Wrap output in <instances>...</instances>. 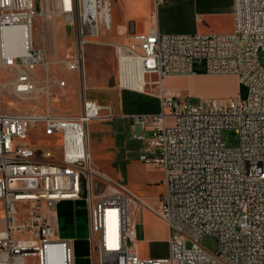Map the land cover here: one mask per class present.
<instances>
[{"label":"built area","instance_id":"1","mask_svg":"<svg viewBox=\"0 0 264 264\" xmlns=\"http://www.w3.org/2000/svg\"><path fill=\"white\" fill-rule=\"evenodd\" d=\"M69 3L68 10L57 11L73 30L72 50L63 61L80 75L87 36L111 27L110 0ZM37 14L35 0H0V71L11 93L37 99L27 112L0 109V264H74V238L57 235L55 207L78 199L87 210L90 264H264V0H232L233 28L227 32L154 27L112 43L120 84L135 89L138 79L123 68L132 61L141 87L154 88L150 93L159 101L155 112L127 115L142 130L134 133L147 153L140 158L163 173L154 205L102 172L90 156L88 123L114 118L109 104L83 93L77 113L49 106L52 85L66 80L50 75L43 49L34 44ZM13 32L19 44L12 46ZM197 68L236 75L244 94L182 96L162 84L165 76ZM224 129L237 134L234 146L223 142ZM140 208L168 226L166 256L139 255ZM204 235L217 239L215 251L199 243Z\"/></svg>","mask_w":264,"mask_h":264},{"label":"rangeland","instance_id":"2","mask_svg":"<svg viewBox=\"0 0 264 264\" xmlns=\"http://www.w3.org/2000/svg\"><path fill=\"white\" fill-rule=\"evenodd\" d=\"M35 5L38 14L33 26L34 44L43 49L50 75L66 80V84L63 86L52 85L48 98L49 106L58 112L77 113L80 109V97L84 93L100 103L109 104L113 114L118 115L117 101L123 87L119 85L117 79V62L113 46H111L113 39L109 36V30L99 36H87L83 72L78 76L77 71L64 67L63 60L67 55H70L72 50L73 30L66 23L63 15L57 14L59 8L62 9L59 0H35ZM88 48L93 49L90 61L86 65L85 56ZM36 73L42 75L44 72L37 68ZM162 84L182 96L190 94L192 96L201 95L203 98L227 97L235 95L237 91L241 95L245 92L244 88L237 86V77L233 74L196 77L176 75L173 78H166ZM8 87L7 78L4 71L1 70L0 109L18 112H27L33 109L37 100L35 97L22 99L11 93ZM145 91L154 93L155 90L146 88ZM140 100V106L145 110L151 111L159 108L158 104L145 101L143 97H140ZM191 101L194 103L197 102V99L192 98ZM166 113H168L167 109ZM106 126L113 129L110 142H102L100 139V132ZM109 127H106L107 130ZM106 128L105 132L107 133ZM97 129L98 140L96 138ZM139 132L142 130L138 124L132 127L127 120H122L120 117H115L112 120H98V122L94 120L88 123L89 146L98 163L97 167L111 178L126 185L136 196L153 202L158 196L156 191L160 184L159 182L149 184L148 181L159 176L161 171L153 163H147L140 158L141 155H147V153L143 152L142 141L134 137V133ZM144 132L148 133L149 131L147 129ZM107 135L110 137V132ZM237 138V134L231 129L222 131V140L227 146H234L237 143ZM2 208L3 205L0 201V228L3 226ZM63 213L65 218L71 217L72 221L60 219L57 224V235L63 236L65 233L77 235L73 240L74 264H90L86 239L87 210L85 200L82 199L73 207H65ZM199 243L210 251H215L217 248V239L212 235L202 236Z\"/></svg>","mask_w":264,"mask_h":264},{"label":"crops","instance_id":"3","mask_svg":"<svg viewBox=\"0 0 264 264\" xmlns=\"http://www.w3.org/2000/svg\"><path fill=\"white\" fill-rule=\"evenodd\" d=\"M110 22L111 27L109 29V36L113 39L112 43H120L127 41L132 33L146 32L151 28H156L160 32H175V33H214V32H227L233 28V16H232V0H110L109 4ZM111 43V46H112ZM95 48V47H94ZM85 49V46H84ZM93 48L86 49V65H88L91 58V50ZM114 49V47H113ZM98 50V49H97ZM98 52V51H97ZM115 52V50H114ZM116 56V53H115ZM85 62V61H84ZM117 62V79L119 82V65L118 58ZM85 66V65H84ZM89 68V66H88ZM87 68V69H88ZM124 70L131 68L133 74L136 76V82L133 87L127 85H119L123 87V91L120 92L119 100L117 101L118 115L122 120H127L130 123L128 114L140 113V112H155V110H145L140 106V97H143L145 101H151L154 104H158L157 97L150 92L145 91L149 86L141 87L139 77L141 76L140 71L136 64L132 61H125L123 63ZM201 69V68H197ZM89 74V69H88ZM209 76L212 74L194 73L188 75L189 77L196 76ZM79 76V74H78ZM156 79L155 75L148 76L145 74L146 79ZM173 75H168L163 78H173ZM152 79V80H154ZM73 82V81H72ZM237 86L239 84L237 82ZM240 88V87H239ZM86 96V95H85ZM94 99L92 97L86 96ZM96 100V99H94ZM98 101V100H96ZM113 119V118H112ZM111 119V120H112ZM94 121V120H92ZM98 122V120H95ZM109 127V126H106ZM105 127V128H106ZM105 128L100 132V139L102 142H110L112 139V131L110 127V137L108 132H105ZM88 130V126H87ZM97 140H98V129H97ZM88 150L93 162L98 166L95 161L93 154L91 153L89 146L88 136ZM161 174L157 176L150 183H158L160 187L158 189V196L153 202H149L146 199L145 202L149 205L156 204L157 199L163 191V173L160 169ZM128 188V187H127ZM129 189V188H128ZM130 190V189H129ZM82 199L78 200H60L56 203L55 213L57 217V224L60 219L70 220L65 218L63 210L67 206L73 207L76 203L81 202ZM63 209V210H62ZM137 220V249L138 253L142 257H164L168 254V236L169 228L166 223L161 220L158 216L152 213L148 208H140L136 212ZM58 234V231H57ZM61 236V235H60ZM77 236V235H76ZM73 233H65L61 237H73L76 238Z\"/></svg>","mask_w":264,"mask_h":264},{"label":"bare ground","instance_id":"4","mask_svg":"<svg viewBox=\"0 0 264 264\" xmlns=\"http://www.w3.org/2000/svg\"><path fill=\"white\" fill-rule=\"evenodd\" d=\"M59 2H60V5H61V7L63 8V6L64 7H66V9L65 10H68L69 9V6H70V0H59ZM17 37H18V34H17V32H13L12 34H10V45H18L19 44V42H17L16 40H17Z\"/></svg>","mask_w":264,"mask_h":264},{"label":"trees","instance_id":"5","mask_svg":"<svg viewBox=\"0 0 264 264\" xmlns=\"http://www.w3.org/2000/svg\"><path fill=\"white\" fill-rule=\"evenodd\" d=\"M196 72L197 73H203V70L202 69H196Z\"/></svg>","mask_w":264,"mask_h":264}]
</instances>
